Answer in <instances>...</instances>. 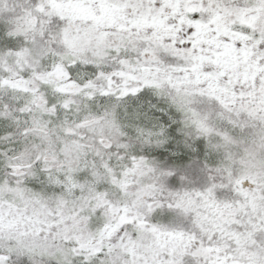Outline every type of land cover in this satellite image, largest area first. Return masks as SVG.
<instances>
[{
	"label": "snow or ice",
	"instance_id": "obj_1",
	"mask_svg": "<svg viewBox=\"0 0 264 264\" xmlns=\"http://www.w3.org/2000/svg\"><path fill=\"white\" fill-rule=\"evenodd\" d=\"M0 264H264V0H0Z\"/></svg>",
	"mask_w": 264,
	"mask_h": 264
}]
</instances>
